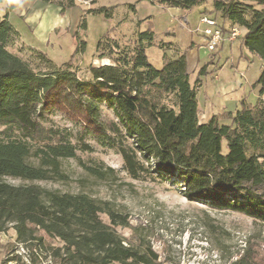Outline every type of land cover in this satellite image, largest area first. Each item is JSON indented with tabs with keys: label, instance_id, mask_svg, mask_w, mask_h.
I'll return each mask as SVG.
<instances>
[{
	"label": "trees",
	"instance_id": "1",
	"mask_svg": "<svg viewBox=\"0 0 264 264\" xmlns=\"http://www.w3.org/2000/svg\"><path fill=\"white\" fill-rule=\"evenodd\" d=\"M44 1L59 6L62 14L75 6L73 0ZM146 1L184 11L211 1L208 14L224 37L234 27L243 29L239 48L263 64L253 85L257 104L251 108L242 102L230 112L228 123L217 117L200 123L197 93L203 80L216 72L208 67L217 59L211 55L194 72L192 81L185 52L176 51L158 70L146 56V49L154 44L151 31L136 32L125 42L101 38L95 54L109 63L88 65L87 80L77 77L74 56L56 67L38 53L46 67L37 72L9 49L18 35L7 14L0 18V233L12 228L29 258L38 250L42 255L51 251V260L58 264H156L150 247L140 251L116 233L113 227H126L128 221L107 203L33 184L65 180L62 162L75 160L78 150H92L84 136L116 150L132 179L153 173L180 188L190 201L264 222V0ZM13 7L8 3V9ZM111 10L100 7L87 14L109 18ZM81 27L85 29V19ZM74 38L79 43L77 54L85 43ZM151 89L171 97L170 104L152 102ZM103 107L112 120L102 119ZM50 115H61L79 130L74 134L46 125ZM75 138L79 145L73 142ZM88 170L98 177L104 175L97 168ZM6 178L29 184L11 185ZM101 215H106L110 225ZM47 238L58 240L61 247L48 249ZM229 264H255V260L246 251Z\"/></svg>",
	"mask_w": 264,
	"mask_h": 264
},
{
	"label": "rangeland",
	"instance_id": "2",
	"mask_svg": "<svg viewBox=\"0 0 264 264\" xmlns=\"http://www.w3.org/2000/svg\"><path fill=\"white\" fill-rule=\"evenodd\" d=\"M82 1L76 0L75 3L87 15L84 17L86 27L78 33L79 39L85 43L82 51L78 49L79 52L75 54L79 43L61 28L57 29L62 31L60 34L56 30L50 32L44 44L30 41L33 35L26 33L27 48L12 42L9 49L37 72L45 71L46 67L39 60L38 53L43 54L56 67L70 62L74 56L72 64L76 66L77 77L87 80L88 65L101 66L109 63L106 59L98 60L95 54L96 44L101 38H118L125 42L136 32L151 31L154 33V44L146 49V56L149 63L160 70L164 61L178 51V46L183 47L188 28H193L197 19L202 16L212 17L208 14L212 10L211 1L187 13L189 25L170 10L146 0L99 1L104 6H114L108 13L109 18L103 15L96 18L87 14ZM129 4L136 5V12L132 11ZM6 14L7 0H0V18ZM217 20L220 23L218 18ZM16 26H20L19 22H16ZM168 32L176 35H167ZM243 33L244 30L239 29V37ZM194 37L197 36L194 34ZM238 38L234 41H222L212 52L204 50L203 62L206 63L214 55L217 62L208 69L216 72L224 64L228 68L238 64L236 73L241 74L242 86L239 93L233 94L227 100V108L232 112L239 109L242 102L251 108L256 106L258 95L253 85L263 66L258 57L239 48ZM204 47L205 45L202 46L203 49ZM219 49V53H216ZM163 53L166 59L163 58ZM190 70L188 75L192 81L194 72L191 73ZM204 92V89L200 91L199 97ZM148 97L159 104H170L171 101V97L153 89ZM102 115L105 121L113 119L104 107ZM219 121L228 123L224 116ZM45 123L48 126L70 129L74 134L79 130L61 115H50ZM78 139L75 138L73 142L79 145ZM83 141L92 150H78L75 160L62 162L65 180L33 184L60 193L86 194L100 203H107L116 212L126 216L128 221L126 227H113L116 233L127 244L140 251L150 247L157 256L156 264H229L246 251L252 255L255 264H264V222L231 210H214L204 203L190 201L183 196L180 188L160 180L153 173H145L138 180L132 179L124 169L123 160L116 150L101 147L91 136H84ZM226 151V142L223 141L222 152ZM89 168H97L104 175L95 176ZM109 169L111 172H107ZM5 181L11 185L29 184L10 178ZM101 219L110 225L106 215H101ZM45 240L48 249L61 247L58 240ZM29 255L26 248L16 242L12 228L0 233V264H58V261L51 260L49 255H42L38 250L30 258Z\"/></svg>",
	"mask_w": 264,
	"mask_h": 264
},
{
	"label": "crops",
	"instance_id": "3",
	"mask_svg": "<svg viewBox=\"0 0 264 264\" xmlns=\"http://www.w3.org/2000/svg\"><path fill=\"white\" fill-rule=\"evenodd\" d=\"M67 1L68 0H64V2ZM99 1L109 0H83L82 5L86 7V11L100 7H114L104 6ZM73 2L75 6L66 9L62 14L59 6L51 2H45L44 0H7V19L18 35L14 43L18 46L22 45V47L27 48L25 45V42L28 40L26 38V33H30V36L31 34L33 35V39H30V41L41 45L47 42V35L53 30H56L59 34L65 30L70 33L73 38L75 35L79 38L78 33L83 30L81 27L82 19L87 15L85 11L78 9L75 4L76 0H73ZM8 3L14 5L11 10L8 9ZM165 9L170 10L175 16L181 18L186 25H189L187 13H189L190 10L184 11L176 8ZM132 10L136 12V5ZM90 15L96 18L101 17V15L96 14ZM16 22H19L20 26H16ZM198 26L199 19H197V24L193 28H188L187 35H185L186 41L183 47L178 46L176 49L180 52H185L187 73L189 69H191V73H193L198 67L205 64L203 63L205 62V53L201 46L203 39L197 33L192 32ZM58 28H61L62 31H58ZM194 34L197 37H194ZM167 35L174 36L176 34L168 32ZM226 66L227 64H224L219 71L207 76V78L204 79L207 82L203 80L198 90L197 113L200 123H206L212 117H217L218 120H220V118L224 116L225 119H227L230 112L233 113L227 108V100L231 99L232 97L230 96L233 94L240 92L239 90L242 86L240 81L241 74L236 73L238 64L236 66L231 65L230 68H232V70ZM208 70L210 71V69ZM203 89L205 92L199 97V93L203 91Z\"/></svg>",
	"mask_w": 264,
	"mask_h": 264
},
{
	"label": "built area",
	"instance_id": "4",
	"mask_svg": "<svg viewBox=\"0 0 264 264\" xmlns=\"http://www.w3.org/2000/svg\"><path fill=\"white\" fill-rule=\"evenodd\" d=\"M194 33L201 34L205 42L204 49L212 52L224 40L234 41L239 37V29L234 27L230 29L227 36L224 37L215 19L209 16L199 18V26L193 30Z\"/></svg>",
	"mask_w": 264,
	"mask_h": 264
}]
</instances>
